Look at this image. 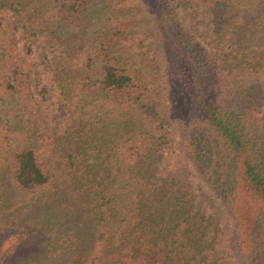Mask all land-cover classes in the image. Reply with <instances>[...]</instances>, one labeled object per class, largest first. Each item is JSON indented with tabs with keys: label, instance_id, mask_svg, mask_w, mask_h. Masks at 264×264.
<instances>
[{
	"label": "trees",
	"instance_id": "obj_1",
	"mask_svg": "<svg viewBox=\"0 0 264 264\" xmlns=\"http://www.w3.org/2000/svg\"><path fill=\"white\" fill-rule=\"evenodd\" d=\"M185 3L228 72L176 0H0V264H264V0Z\"/></svg>",
	"mask_w": 264,
	"mask_h": 264
},
{
	"label": "rangeland",
	"instance_id": "obj_2",
	"mask_svg": "<svg viewBox=\"0 0 264 264\" xmlns=\"http://www.w3.org/2000/svg\"><path fill=\"white\" fill-rule=\"evenodd\" d=\"M177 6V13L179 18L184 25L187 31H190L196 35L198 40L205 46L209 51H211L214 56L221 62L223 66L224 73L230 70V64L228 62L227 56L223 50L216 49L213 47L210 33L208 29L207 23V16L203 9L200 7L190 6L189 4L185 3V0H176ZM22 46L23 51L25 52L26 56L33 62L35 67V75L34 79L37 84L41 86H45L49 89V93H51L52 98L48 100H55L56 96L54 85H53V74L55 72L54 65L51 63V50L48 49V59L42 61V58L39 57L37 54L39 53L38 50H35V45H33L30 41L26 42ZM47 102V105L49 103ZM49 111H51V106H49ZM191 181H193L191 179ZM194 188L197 192L198 197L201 198V202L204 208L207 210H212L214 208V202L210 197L207 196L206 192L202 188H198V185L195 181H193ZM224 226L226 223L222 222ZM229 264H235L233 258H230Z\"/></svg>",
	"mask_w": 264,
	"mask_h": 264
}]
</instances>
